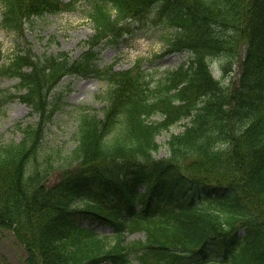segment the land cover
I'll return each instance as SVG.
<instances>
[{"label": "trees", "instance_id": "trees-1", "mask_svg": "<svg viewBox=\"0 0 264 264\" xmlns=\"http://www.w3.org/2000/svg\"><path fill=\"white\" fill-rule=\"evenodd\" d=\"M0 6V29L17 34L32 17L79 7L93 26L76 59L23 51L3 66L0 42V78L18 79L17 98L39 116L19 142H0V231L23 249V264H264V0ZM151 15L172 30L162 55L184 61L158 77L143 59L121 71L98 66L102 41L123 39L132 21ZM68 75L106 83L105 106L101 117L78 109L76 145L57 158L50 182L56 167L41 143L59 109L52 91ZM180 121L167 156L155 158L156 137Z\"/></svg>", "mask_w": 264, "mask_h": 264}, {"label": "rangeland", "instance_id": "rangeland-1", "mask_svg": "<svg viewBox=\"0 0 264 264\" xmlns=\"http://www.w3.org/2000/svg\"><path fill=\"white\" fill-rule=\"evenodd\" d=\"M84 8H77L72 12H63L43 17H32L23 25L21 34L0 29V42L3 53L1 65H8L16 53L30 51L36 56L66 52L72 59L78 58L87 48L85 41L93 34L92 23L83 17ZM0 6V20H1ZM141 21H132L130 33L116 42L103 41L98 47V66L105 67L112 64L116 71L130 68L135 61L144 60L145 67L154 69L158 77L168 68H174L187 56L184 53L162 55L166 49L163 37L172 33L171 29L164 28L162 22L150 16ZM159 55H161L159 57ZM215 64L213 68L215 69ZM215 77L220 76L214 70ZM239 68H232L230 80L224 83L231 84L237 81ZM19 80L3 76L0 78V142L8 144L19 142L23 138L21 128L35 125L39 116L31 108L17 98L23 94L16 88ZM107 89L106 83L94 77H80L68 75L63 77L53 89L52 94L59 99L58 107L45 125L41 150L50 157L56 167L57 158L60 160L69 155L75 147V128L77 111L80 107H87L91 112L100 115L105 102L102 98ZM9 99V97H13ZM3 101V102H2ZM100 117V116H99ZM151 121H159V116H152ZM185 121L177 122L162 131L157 137L158 150L155 158L166 157L168 154L166 142L170 134H176L183 129ZM19 127V128H17ZM59 169L52 170L51 181L58 180ZM102 235H110L109 228H97ZM139 233H133L128 239H136ZM25 254L16 243L10 231H0V264H23Z\"/></svg>", "mask_w": 264, "mask_h": 264}]
</instances>
